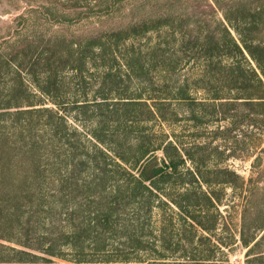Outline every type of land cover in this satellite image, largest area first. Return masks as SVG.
<instances>
[{
  "label": "rangeland",
  "instance_id": "374dc122",
  "mask_svg": "<svg viewBox=\"0 0 264 264\" xmlns=\"http://www.w3.org/2000/svg\"><path fill=\"white\" fill-rule=\"evenodd\" d=\"M225 28L264 64V0H0V259L18 258L6 248L23 238L19 203L37 201L41 171H74L64 225L75 210L79 227L97 225L87 261L247 264L252 250L264 264V107L248 99L264 72L231 54ZM96 130L114 160L155 149L149 160L173 165L151 213L117 195L126 177L103 154L72 158L60 142L93 145ZM41 231L32 219L20 240L38 245Z\"/></svg>",
  "mask_w": 264,
  "mask_h": 264
},
{
  "label": "trees",
  "instance_id": "16d2710c",
  "mask_svg": "<svg viewBox=\"0 0 264 264\" xmlns=\"http://www.w3.org/2000/svg\"><path fill=\"white\" fill-rule=\"evenodd\" d=\"M229 15L226 14V19H228L231 22V18L228 17ZM235 29L238 31V34H241V31L239 32V28L235 27ZM227 37L229 39V42L233 48L231 54L237 55V54H243V51L249 52L256 60L258 66L260 69L264 72V64L262 63L261 59H257L255 55V48H258L260 46L254 47L252 43L248 44L244 40H241L240 42L235 40L231 33L228 31L227 28H225ZM235 68L232 69L234 71ZM264 74V73H263ZM258 78V84L261 93L255 94V97L248 98L250 102L251 100H256L255 102L261 106L264 107V77L256 75ZM217 99V98H216ZM126 103L132 104L135 103L133 100H129ZM51 126H53L51 124ZM98 130L95 132L92 131V134L94 135V138H96V143L89 145L88 143H80L78 142L76 146L75 142L71 138L61 137L60 142L63 144V142H66L68 146V150L71 151L72 158L75 156L74 150L78 148L85 147L87 151L84 153V155L90 156L93 154V152L104 155L105 158V170L108 171V173H111L113 176L119 175L122 177H126L125 180L121 181V185H119L114 191L117 193H127V196L131 199V201L134 202L136 206H145V208L148 210L149 213H151L155 207V204L157 203L158 199V190H159V184L164 180L166 172L172 168L173 165H168L165 163V167H162L161 163H156L155 156L150 159V155L154 150H145L143 152H140L139 155H136L134 157V161L131 163L126 160V158L123 155L117 154L118 158L116 160L112 159L110 156L106 155L104 153L103 148H99V142L100 145L107 144L105 141H103L98 135L96 134ZM60 134V133H59ZM58 136V132H55L54 138ZM90 143V141H88ZM33 143L30 145L31 149H35ZM140 150L142 146L139 147ZM73 151V152H72ZM70 154V155H71ZM95 163L98 162V157L94 156L93 160ZM143 162H147L146 164ZM175 166V165H174ZM109 167H114V169H108ZM101 170L103 172V165L101 169L99 168L98 171ZM73 171V169H72ZM75 172L73 171V174ZM100 173V172H99ZM73 174L67 177L60 173V171H54L49 174V176L45 175L44 171H41V176L43 184H47L46 186H37L36 190L33 191L32 196L33 198H37V201H34L30 203L29 210L22 211V208L24 207L23 203H19V209L20 212L23 214L21 218H19L17 230L16 232L19 233L24 239H27V234L25 232L27 231V224H30L32 219L37 220V229L39 231L43 230L45 233H43V237H41L37 244L38 245H32L30 243H26L24 241H21L18 238L12 237L15 239V243L18 244L16 247L8 246V248L12 252L18 256V258H15L13 260L8 259L5 260L4 258L0 259V263H13V264H94V261H87L84 256V242L89 240L92 243H98L100 237L98 235L94 234V229L97 225L92 226L91 222L88 223V228H81L79 227V223H77V210L72 212V219H71V228L70 232L67 231L65 225H64V216H65V202L63 198L65 197L64 190L66 189L67 185L73 186L76 188V183H73ZM100 175V174H99ZM120 182V181H119ZM164 182V181H163ZM53 183V184H52ZM52 184V187L56 186L57 190L53 191L52 193L44 192L41 188H46ZM104 191H106V187H104ZM112 203V202H110ZM3 209L1 210L4 212L5 209L7 211V208L5 205H2ZM14 210L18 211L16 205L14 207ZM9 212V209H8ZM27 214V215H24ZM112 213L107 209L100 215V222L103 225H106L107 228H110V225L112 224ZM82 230V231H81ZM42 232V231H41ZM83 232L86 233L85 239H83ZM0 239H4L3 236L0 237ZM30 242V241H29ZM246 247L250 246V242H245ZM4 246L0 243V249L2 251V248ZM20 246V247H17ZM69 248L68 251H65V248ZM42 252L44 255L42 256L39 253ZM248 256L250 257L248 259L247 264H253L256 261H258V257L255 256L252 250L249 251ZM254 256V257H253ZM15 260V261H14ZM55 260H60L62 262H56Z\"/></svg>",
  "mask_w": 264,
  "mask_h": 264
},
{
  "label": "water",
  "instance_id": "95a60500",
  "mask_svg": "<svg viewBox=\"0 0 264 264\" xmlns=\"http://www.w3.org/2000/svg\"><path fill=\"white\" fill-rule=\"evenodd\" d=\"M160 163H161L162 167H165L164 161H160Z\"/></svg>",
  "mask_w": 264,
  "mask_h": 264
}]
</instances>
